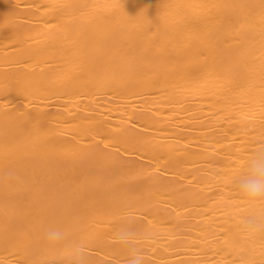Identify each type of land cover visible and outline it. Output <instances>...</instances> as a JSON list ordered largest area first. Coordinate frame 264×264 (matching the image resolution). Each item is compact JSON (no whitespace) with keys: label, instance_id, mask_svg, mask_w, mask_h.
Returning <instances> with one entry per match:
<instances>
[{"label":"bare ground","instance_id":"1","mask_svg":"<svg viewBox=\"0 0 264 264\" xmlns=\"http://www.w3.org/2000/svg\"><path fill=\"white\" fill-rule=\"evenodd\" d=\"M261 153L264 0H0V264H264Z\"/></svg>","mask_w":264,"mask_h":264},{"label":"clouds","instance_id":"2","mask_svg":"<svg viewBox=\"0 0 264 264\" xmlns=\"http://www.w3.org/2000/svg\"><path fill=\"white\" fill-rule=\"evenodd\" d=\"M239 189L247 197L256 199L264 198V153L252 161L250 174L239 181ZM246 225L256 234H264V223L258 218H251L246 222ZM128 232H121L120 239L127 240ZM62 233L58 229L48 228L45 230V238L47 241H55L60 239ZM128 264H144V256L140 250H134Z\"/></svg>","mask_w":264,"mask_h":264}]
</instances>
